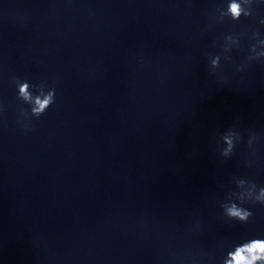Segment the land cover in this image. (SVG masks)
Masks as SVG:
<instances>
[{
    "label": "water",
    "instance_id": "obj_1",
    "mask_svg": "<svg viewBox=\"0 0 264 264\" xmlns=\"http://www.w3.org/2000/svg\"><path fill=\"white\" fill-rule=\"evenodd\" d=\"M216 2L0 0V264H221L264 238V205L219 207L233 175L264 183V62L209 67L253 23L215 22ZM14 75L57 88L28 132Z\"/></svg>",
    "mask_w": 264,
    "mask_h": 264
},
{
    "label": "clouds",
    "instance_id": "obj_2",
    "mask_svg": "<svg viewBox=\"0 0 264 264\" xmlns=\"http://www.w3.org/2000/svg\"><path fill=\"white\" fill-rule=\"evenodd\" d=\"M261 6H264V0H217L210 13L215 22L240 24L244 18L251 19L253 23L239 31H225L220 39L212 40L211 47H219L220 51L208 55L210 68L220 66L222 52L231 53L245 47L246 54L239 65L240 70L243 71L249 62H264V15L259 12ZM11 84L20 102L15 122L25 132L31 131L33 118H39L56 103L57 88L44 79L33 81L19 75L11 77ZM2 110L3 104L0 103ZM254 139L255 134L249 136L247 147L251 146ZM222 140L225 147L221 149L220 155L228 159L244 138L239 132L229 129ZM251 154L255 155V150ZM230 183L232 186L219 201L221 214L229 220L246 222L253 215L250 205H264V183L246 175H233ZM221 264H264V238H248L234 244L224 253Z\"/></svg>",
    "mask_w": 264,
    "mask_h": 264
}]
</instances>
